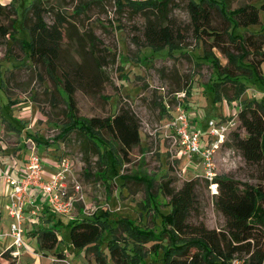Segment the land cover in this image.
<instances>
[{
  "label": "rangeland",
  "instance_id": "1",
  "mask_svg": "<svg viewBox=\"0 0 264 264\" xmlns=\"http://www.w3.org/2000/svg\"><path fill=\"white\" fill-rule=\"evenodd\" d=\"M31 1L14 0L15 13H12L11 18H16V21L14 26L10 27L8 36L0 37V108H4L6 119L11 124L18 126L17 121H20L24 128L20 133L30 132L38 140L48 142V145L38 147L35 141L23 136L26 143L22 154L26 156V161L33 149L43 161L46 159L44 156L54 155V159L57 160L55 173L57 170L62 171V182L67 193L74 197L71 217L75 219L91 216L99 209L97 211L107 213L110 229L117 226L116 222L120 218H128L137 227L153 231L154 236H158L162 229L170 234V226L165 224L164 227L161 222L163 215L169 214L170 207L167 198L161 194L157 186L168 177L174 179V187H179L187 178L196 177L199 179L196 194L202 213L200 219L206 228L220 230L224 220L213 204L215 186L205 184L202 167H195L196 163L178 153L173 142V133L166 124L174 117L179 105L186 108L196 119L197 124L203 125L206 129L209 119L225 121L237 115L242 102L263 101L264 62L258 71L251 70L250 75L240 76L242 69L235 66L238 61L228 62L216 48L207 52L209 58H204V48L209 49V46L206 45L207 42L206 44L203 42L208 38L204 36L198 39L191 31L187 32L181 47L149 46L142 35L144 25L147 19L159 14V8L166 0H49L54 10L65 15L73 24L72 30L76 34L68 43L64 42L66 44L62 48V58L73 64L80 62V53L85 55L88 52L90 42L102 50L104 58L100 60L103 65L99 83L88 91L81 89L75 91L77 117L87 122L91 117L111 116L117 112L119 105L124 103L139 119L140 143L131 150L129 160L123 161L112 151L109 143L106 145L100 143L101 146L95 152L89 139L77 133L76 129L64 135L68 119L64 113L65 103L58 96L57 101L52 99L53 93L57 95L55 84L43 67L33 64L28 59L22 47L24 42L22 39L28 38V31L21 27L20 18L22 10ZM188 1L168 0L169 15L181 24L190 21L186 9ZM209 1L215 8L223 4L228 9L247 3L258 5L263 2V0ZM0 2L5 4L9 0ZM217 12L212 11V24L220 27L223 18ZM44 18L46 22L51 23L53 15L49 12ZM259 18L261 23L256 28H264V10L260 11ZM3 22L7 25L9 21ZM78 34L83 37L79 41L82 48L76 44ZM86 54H88L86 57L90 56L89 53ZM63 62L67 65L66 61ZM215 62L223 68H233V73H228L230 78H240L241 86L234 99H230L235 88L233 82L224 73L217 75ZM222 78L225 80L220 83L223 85L219 91L222 96L221 99H217L213 90L215 86L212 89L211 85ZM185 87H190L189 93ZM5 120L0 110V127L3 128L0 136L7 141L10 152L17 153L23 147L19 139L20 133L12 128L8 129V125H4ZM233 131H238L242 135L245 133L238 125L230 127L225 141L215 152L216 176L226 175L247 182L264 193V167L246 165L238 151L229 146ZM104 136L107 134L104 133ZM104 146L109 151L112 149V152L104 150ZM121 174L147 177L148 180L138 182L135 179H128L123 184ZM148 184L150 187H147ZM104 196L112 198L105 202ZM257 216L261 217L262 224L256 228V239L253 238L250 242L253 248L257 247L264 253V199L258 202ZM70 219L62 216L63 226L57 232L59 237L57 247L68 255L69 259L66 258L71 264H83L84 251L72 248L68 242L67 224ZM4 228L7 230L8 226ZM110 229L104 231L99 239L100 250L104 255L109 251ZM117 234L120 239L125 235L121 229ZM167 235L161 236L163 245L168 244ZM125 242L129 244L127 240ZM156 243L162 244L153 240L145 246L151 249ZM27 244L30 251L37 250L36 242ZM133 247L135 252L137 248L140 250V253L136 252L135 255L137 260L139 258L141 261L145 257L143 259L145 264H162L161 247L156 252H149L138 245ZM41 253L36 264H52L51 258H55V255L51 257L50 254ZM249 257L250 254L241 258ZM33 261L35 262L27 255L21 257L18 264H33ZM93 263L91 260L87 264Z\"/></svg>",
  "mask_w": 264,
  "mask_h": 264
},
{
  "label": "trees",
  "instance_id": "2",
  "mask_svg": "<svg viewBox=\"0 0 264 264\" xmlns=\"http://www.w3.org/2000/svg\"><path fill=\"white\" fill-rule=\"evenodd\" d=\"M186 9L190 21L181 24L169 15L166 0L159 8V14L147 19L144 25L142 35L145 43L154 48L166 45L181 47L187 32L191 31L198 39L204 36L208 38L203 42H207L206 45L209 46V49L204 48V58H209L207 52L216 48L228 62L238 61L235 66L242 69L240 76L259 70L264 62V28L258 29L256 26L261 23L259 13L264 10V0L258 5L247 3L233 9H228L223 4L215 8L209 0H189ZM216 10L223 18L220 27L212 24V11ZM49 12L53 15L51 23L46 22L44 18ZM12 13H15L14 0L5 4L0 2V37L8 36L10 27L14 26L16 18H11ZM3 20H8V24L5 25ZM20 23L21 27L28 31V38L22 39V47L28 59L43 67L55 84L57 95L53 93L52 99L57 101L59 97L65 103L64 113L68 119L64 135L76 129L77 133L89 139L91 144L88 140L87 142L95 152L101 146L100 143H109L112 151L123 161H128L131 150L140 143V124L137 115L127 104L121 103L117 112L111 116L91 117L87 122L81 121L76 114L75 91H88L99 83L103 65L100 60H104L102 50L90 42L86 52L90 54L89 57H86V53H80L81 60L75 64L62 58V48L76 34L72 30L73 24L65 15L54 10L49 0H32L22 10ZM254 26L255 28H251ZM76 39L77 43L73 42L82 48L79 41L83 37L78 34ZM65 41L67 42L64 43ZM63 61H66L67 65ZM214 65L217 75L224 73L233 82L235 88L230 99H234L241 86L240 78H230L228 73H233V68H223L216 62ZM223 80L224 78L218 82L214 81L211 85L212 89L215 86L213 90L217 99L222 96L219 91ZM189 89L190 87L186 88L187 93ZM237 119L238 127L245 133L242 135L233 131L229 146L238 151L246 165L264 167V99L261 102H242ZM17 122L20 124L19 120ZM26 133L27 137L37 140L30 132ZM104 133L107 134L106 137ZM104 150L109 151L106 146ZM121 178L123 184L128 179L138 182L148 180L147 177L122 174ZM198 183L199 179L196 177L183 180L179 187L173 186L172 177L159 182L157 187L167 198L170 207L169 214L163 215L161 222L164 227L165 224L170 226V234L162 229L158 236H154L153 231L137 227L128 218H120L116 222L117 226L110 229L107 213L99 214L97 209L91 216L70 219L67 224L69 245L74 249L83 250L86 261L92 260L94 264H145V257L141 261L139 258L137 260L135 255L136 252L139 254L140 250L137 248L135 252V245L149 252H156L161 247L162 264H229L234 257L241 258L248 254V264H264V253L257 247L253 248L250 242L251 239H256V228L262 224L261 217L257 216V209L259 200L264 199L263 191L226 175L216 176L211 182L205 180L206 185H214L216 188L213 204L224 220L220 230L208 229L200 219L202 213L196 194ZM147 187H150L149 184ZM107 229H110L109 251L104 255L100 250L99 239ZM119 229L125 234L121 239L117 234ZM58 230L57 225L41 227L37 233V244L40 252H53L55 258L60 261L64 260L65 256L56 250L59 241ZM163 235H167V245L162 243ZM125 240L129 244H126ZM153 240L162 244L156 243L151 249L146 248L145 245ZM58 261L52 264H61Z\"/></svg>",
  "mask_w": 264,
  "mask_h": 264
},
{
  "label": "built area",
  "instance_id": "3",
  "mask_svg": "<svg viewBox=\"0 0 264 264\" xmlns=\"http://www.w3.org/2000/svg\"><path fill=\"white\" fill-rule=\"evenodd\" d=\"M176 111L166 126L173 133L172 138L178 153L196 163L195 167H202V177L211 182L216 177L215 152L225 141L230 127H236L237 115L225 121L209 119L206 124L207 131L204 134L201 128L194 126L192 121L196 119L186 108L179 105ZM42 170L43 160L33 149L26 161L23 175L12 176L9 173L2 175L9 186L6 208L10 220L8 236L12 240V254L17 255L20 250L28 251L25 242V223L29 219L35 220L40 213L38 206H33L32 209L27 208L31 187L41 189L45 202L52 212L73 219L71 212H73L74 197L67 193L62 182V171L57 170L51 179L45 181L42 178ZM76 189L79 194L78 187ZM80 199H82L81 196ZM58 262L66 263L64 260ZM229 264H248V259L234 257Z\"/></svg>",
  "mask_w": 264,
  "mask_h": 264
},
{
  "label": "crops",
  "instance_id": "4",
  "mask_svg": "<svg viewBox=\"0 0 264 264\" xmlns=\"http://www.w3.org/2000/svg\"><path fill=\"white\" fill-rule=\"evenodd\" d=\"M0 110L2 111L3 119L5 120L6 114L4 112V108H0ZM5 121L6 122L4 123V125L7 124L8 129L12 128L14 130H17L18 131L17 133H20L24 130V128L20 124L16 126L15 124H11L10 121H8L7 119ZM192 122L194 126L201 128L202 132L206 133L207 128L204 129L203 125H198L197 121H192ZM1 129L3 128L0 127V133L3 131ZM23 136H25V138L27 139H32L33 141H35L36 143L35 145H37L38 147L48 145V142L46 140H42V139L38 140L36 138L38 140L37 141L33 139V137H27V133L23 132V133H20V136H19L21 146H23L21 151L17 153H12L10 152L11 150L10 146L8 145L5 138H1L0 136V152L2 153L0 154L1 155L0 156V264H18L21 261V257L27 256V255L32 257V259L35 260V262L33 261V264L34 263L36 264V262L40 260V257H39L40 252H38L39 250H38V244H37L38 230L41 227L52 226V225H57V227H59V230H60V227L63 226L62 215L56 214L50 210V208L45 202V196L43 195L41 189L38 187H31L28 193L27 208L32 209L33 206L34 207L38 206L40 213L38 214V217L35 220L29 219V221L25 223V242H26V245H28L27 244L28 242L29 243L36 242L35 245H36L37 250L30 251L28 248L29 246H28L27 247L28 251L20 250L18 251L17 255L12 254V251H13V249L11 248L12 240L8 236L10 220L7 216V208H6L7 207V196L9 193V186L6 183V181L3 179L2 174L9 173L12 176H21L24 174V168L26 166V156H23L22 153L24 152V147H25L24 143H26V140H24ZM44 157L46 159L43 161L44 166L42 170V178L44 180H49L55 174V171L57 168V160L54 159L55 157L52 154H48L47 156H44ZM195 160L197 159L195 158ZM111 198H109L108 196L106 197L104 196L105 202L109 201V199ZM99 212L101 211H98V213ZM63 217H66V216H63ZM4 226L6 227L8 226V229L5 230L6 228H4ZM58 240H59V237H58ZM56 250L57 252L64 254L63 252L59 250L57 246H56ZM4 253L5 255L3 256ZM41 254L42 255L50 254L51 257L54 255L53 252H49L46 254L41 253ZM64 256H65L64 261L66 262L64 264H71L70 261L68 260L69 259L68 255L64 254ZM51 259H52V263L57 260L54 257H52ZM87 263L88 262L86 261V259H84L83 264H87Z\"/></svg>",
  "mask_w": 264,
  "mask_h": 264
}]
</instances>
